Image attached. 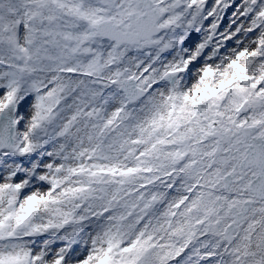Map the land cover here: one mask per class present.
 Listing matches in <instances>:
<instances>
[{"label":"snow or ice","instance_id":"obj_1","mask_svg":"<svg viewBox=\"0 0 264 264\" xmlns=\"http://www.w3.org/2000/svg\"><path fill=\"white\" fill-rule=\"evenodd\" d=\"M0 264H264V0H0Z\"/></svg>","mask_w":264,"mask_h":264},{"label":"rangeland","instance_id":"obj_2","mask_svg":"<svg viewBox=\"0 0 264 264\" xmlns=\"http://www.w3.org/2000/svg\"><path fill=\"white\" fill-rule=\"evenodd\" d=\"M226 23H227V20H225L224 25H226Z\"/></svg>","mask_w":264,"mask_h":264}]
</instances>
